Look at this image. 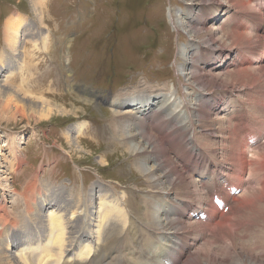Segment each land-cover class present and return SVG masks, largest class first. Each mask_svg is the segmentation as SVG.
<instances>
[{"label": "bare ground", "instance_id": "6f19581e", "mask_svg": "<svg viewBox=\"0 0 264 264\" xmlns=\"http://www.w3.org/2000/svg\"><path fill=\"white\" fill-rule=\"evenodd\" d=\"M188 1L191 5L184 11L183 17L187 23L183 24V29L192 39L185 46V58L181 57L185 63V78L181 79L180 85L193 90L194 106L191 107L183 94L182 101L176 105L179 110L173 112L168 104L158 100L155 93L156 104L151 106L152 101L146 90L134 95L119 94L110 104L114 114V128L119 137L117 147L123 150L124 155L131 157L137 172L148 182L149 191L145 193L143 190L135 205L133 199L136 200L137 194L122 184L118 188L97 179L90 182L85 190L83 186L55 185L57 183L51 180L42 181L35 172L30 174L18 192L12 184L14 180L10 182L8 174L2 175L0 172V185H4L0 189L1 199H5L4 196L9 193L12 201V205L0 208L1 225H11L5 231L10 235V241L0 238V264H169L167 261L161 262V259L173 249L170 247V239L174 238L180 240V251L175 256V263L180 262L177 264H264V231L256 234L249 243L242 241L248 244L246 247L232 245L245 232L243 223L237 226L232 223L234 219L243 222L244 210L258 201H264V122L260 121V118H264V61L250 65L252 59L241 58L244 64L239 63L238 67L231 70H211L225 65L228 60L223 57L235 51L253 58L261 51L260 56H264V18L255 9L258 4L256 1L260 0H220L228 4L226 6L205 3L217 0ZM36 7L34 3L33 9ZM219 14H222V20L228 21L226 27H222L224 23L222 26L217 23ZM246 23H263L262 34L245 30ZM30 29L32 31L27 34L34 37V24L20 14L5 23L4 39L17 56L23 55L21 36ZM3 55L1 52L0 58ZM24 57L21 56L15 63L10 60L4 65L0 61V95L5 99L1 109L7 115L14 110L12 117H16L17 113L25 115L31 111H35L38 117L47 115L52 105L44 100V95L38 98L35 96L34 90L38 87L34 86L35 79L29 74L32 73V66L27 67L29 73L23 79L27 85L26 93L20 95L14 86L7 83L8 76L14 78L15 72L27 64ZM208 61L210 64L205 66ZM235 61L238 59L235 58ZM79 89L97 98L86 87L79 86ZM216 94L239 97L250 112L256 115L250 120L255 124L249 126L260 129L255 136L253 134L254 141H239L238 137L234 139L233 136L235 129L241 125L248 127L247 120L243 124H234L232 120L233 125L230 126V117L242 114L239 111L243 109L242 103L235 99L230 101L216 97L206 104L208 97ZM252 96H255L254 100ZM128 100L135 101L136 110L144 112L130 115L127 111L122 113L118 110ZM83 101L87 103L85 99ZM180 110L186 112V122L181 121ZM226 112L229 114L226 115ZM193 121L200 128L197 132ZM87 124L84 122L66 129L64 136L68 146L72 147L70 152L88 153L83 147H77L82 141L78 138L79 134L85 131L83 129ZM197 139L199 144L193 141ZM168 140L170 142L167 143ZM183 144L188 146L182 149ZM10 148L12 157H16L15 147ZM191 153L210 154L223 161L224 166L219 173L235 189L226 212L218 210L209 202L212 187L221 192L224 189L212 180L201 181V177L206 174L194 171L206 170L209 164L200 159H193L190 165L184 164ZM102 157L98 163L106 164V156ZM147 158L156 166L146 167ZM156 169L161 173L157 174ZM254 180L259 181L251 185ZM173 193L181 195L176 194L174 196L177 197L171 199ZM158 198H165L164 204L163 201L156 204ZM223 199L226 203L227 198ZM202 203L207 204V208H202ZM201 210L202 215L208 217L206 222L201 221ZM18 225L30 226L26 229L33 244L26 242L23 237L25 232L16 229ZM238 227H241L240 231ZM208 231L211 234L206 238L205 232ZM194 233L199 235L198 241L194 239V242L189 243L185 240V237ZM155 238H167V241L155 242ZM218 241L220 247L216 252L214 245ZM157 249L162 254H155L154 250Z\"/></svg>", "mask_w": 264, "mask_h": 264}, {"label": "rangeland", "instance_id": "374dc122", "mask_svg": "<svg viewBox=\"0 0 264 264\" xmlns=\"http://www.w3.org/2000/svg\"><path fill=\"white\" fill-rule=\"evenodd\" d=\"M260 1H256L258 4L255 9L262 13L264 18V8L260 7L262 11L258 9V5L264 4V0ZM34 3L36 9H33ZM205 3L228 5L220 0ZM190 5L191 2L188 0H0V53H4L0 58L1 64H8L10 60L15 63L23 55L27 63L24 62L27 66H22L15 72L14 78L8 76L7 83L14 86L20 95L26 93L27 85L23 79L29 73L27 67L32 66V73L29 74L35 79L34 86L38 87L34 90L35 96L38 98L44 95V100L52 105L50 113L44 116L38 117L35 111H31L25 115L17 113L16 117H12L14 110L9 115L3 113L1 103L5 99L0 95V162L2 163L0 172L2 175L8 174L10 182L14 180L12 184L18 192L22 190L28 177L36 172L42 181L51 180L57 183L55 185L83 186L85 190L97 179L118 188L122 184L137 194L136 200L133 199V203L137 205L138 196H141L143 190L146 191L145 193L149 191L148 182L140 172H137L131 157L124 155L123 150L117 147L119 137L114 128L112 120L114 114L111 112L110 104L119 94L134 95L146 90L150 101L153 102L158 97V100L168 104L173 112L179 110L176 105L182 101L183 94L191 107L194 106L193 90L180 85L181 79L185 78H183L185 63L181 57L185 58V46L192 39L183 29V24L187 23L183 14ZM18 14L25 16L36 29L34 37L27 34L32 29L21 36L22 48H20L23 55L18 53L19 56L7 46L4 39L6 21ZM217 23H221V26L224 23L222 27H226L228 21L222 20V14H219ZM246 24L245 30L262 34V24ZM260 54L261 51L253 58L235 51L227 56L229 59L223 57L228 60L225 65L211 70L212 72H218L222 68L231 70L233 67H238L239 63L244 64L241 58L252 59L250 65H253L257 61H264V56ZM235 58L238 61H235ZM209 62L205 66L209 65ZM79 86L91 90L97 98L82 91ZM216 97L230 101L235 99L242 103L244 108L239 110L242 114L230 117L231 127L233 121L234 124L240 123L244 109L247 112L251 111L237 96L211 95L206 104L211 98ZM252 97L254 100L255 96ZM127 102L118 110L122 113L127 111L131 113L130 115L138 113L135 101ZM25 110L27 111V108ZM179 114L181 121L186 122L188 119L186 112L180 110ZM254 116L256 117L255 114ZM192 119L195 120V117L193 116ZM247 121L248 127L255 124L250 120ZM260 121L264 122V118H260ZM84 122L88 124L83 129L85 131L79 134L78 138L82 141L77 147H83L88 153L84 151L75 153L74 150L70 152L72 147L70 148L66 143L64 133L67 128L76 127ZM193 123L196 125L195 131H199L198 124L194 121ZM239 129H235L236 132ZM198 139L193 141L199 144ZM10 146L15 147L16 157H12ZM187 146L183 144L182 149ZM102 156H106L104 158L106 164L98 163L102 160ZM208 157L217 162L215 166L218 170L217 174H220L224 166L223 161L217 160L210 154ZM146 163V167L156 166L149 158ZM224 164L231 166L229 162ZM211 166L209 164L207 168ZM246 167L247 163L243 168ZM156 172L161 173L158 169ZM258 181L254 180L251 185ZM3 187L4 185L1 184L0 189ZM6 194L8 195L4 196L5 199H1L0 196V208L12 205L10 194ZM26 194L29 196L28 193ZM176 194L181 195L173 193L171 199L177 197L174 196ZM164 199L158 198L156 204H161L162 201L164 204ZM251 207L244 210L243 222L235 220L238 218L232 222L237 226L239 224L242 226L243 223L244 231H247L243 232L238 241L232 243L233 246L246 247L248 244L244 243H249L256 234L259 235L264 231V201H258ZM0 222V238L9 242L10 235L5 231L11 225L3 227L1 225L3 221ZM26 227L29 229L30 226L18 225L16 229L25 232L24 239L27 243L33 244ZM240 230L241 227H238V231ZM210 234L209 231L205 232V237H210ZM86 235L89 236L88 231ZM185 238L190 243L194 242V239L198 241L199 235L194 233ZM219 244L218 241L214 245L216 250L220 247ZM191 252L188 251L189 254Z\"/></svg>", "mask_w": 264, "mask_h": 264}]
</instances>
